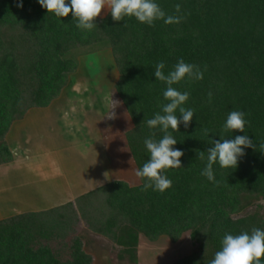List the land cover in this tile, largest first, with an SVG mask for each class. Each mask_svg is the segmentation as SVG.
I'll return each mask as SVG.
<instances>
[{
  "label": "trees",
  "instance_id": "obj_1",
  "mask_svg": "<svg viewBox=\"0 0 264 264\" xmlns=\"http://www.w3.org/2000/svg\"><path fill=\"white\" fill-rule=\"evenodd\" d=\"M155 2L166 16L181 21L157 20L149 26L125 17L115 22L109 12L87 31L76 26L71 13L57 17L38 0H0V165L13 159L6 140L12 124L31 108L57 99L81 55L112 50L120 71L115 89L134 124L126 139L137 169L150 158L145 139L159 141L164 135L159 126L146 123L163 114L168 103L163 97L167 85L154 75L156 65L164 62L167 75L183 59L203 73V79L185 77L172 85L189 93L182 106L194 116L187 128L181 123L179 131L169 129L177 140L174 149L184 153L181 168L165 170L170 188L145 190L144 179L115 178L65 205L1 220L0 264H94L74 234L80 219L121 247L136 245L139 233L175 240L190 231L199 250L175 264H209L225 234L264 230V207L245 204L251 196L264 198V0ZM233 110L245 113L244 132L224 130ZM236 135H248L255 149L245 148L236 168L214 163V181H209L201 173L212 140ZM63 247L67 258L60 254Z\"/></svg>",
  "mask_w": 264,
  "mask_h": 264
},
{
  "label": "clouds",
  "instance_id": "obj_2",
  "mask_svg": "<svg viewBox=\"0 0 264 264\" xmlns=\"http://www.w3.org/2000/svg\"><path fill=\"white\" fill-rule=\"evenodd\" d=\"M38 2L47 9L48 13H54L57 17H67L71 13L73 20L77 21L76 26L87 31L97 26L95 21L105 8L115 22H121L125 17H134L139 22L152 26L157 20L173 24L179 23L182 19L178 16H166L155 0H70V3L68 0H38ZM17 6L23 7V4L18 3ZM180 7L179 4L175 6L177 12L180 11ZM164 68V62H159L155 67L154 75L156 80L166 83L167 88L163 92V97L168 103L162 105L163 114L157 113L154 118L146 121L149 128L159 126L164 135L159 141L152 138L145 139L144 144L150 153V158L142 168L135 171L138 178L146 181L145 190L152 187L160 192L172 186V181L164 174L165 170L181 168L180 158L184 155L181 150L174 149L177 140L169 129L179 131L181 123L187 128L194 116V110L182 106L189 99V93L178 91L172 85L179 83L185 77L203 79V73L197 66L185 63L183 59L179 60L167 75L163 72ZM208 97L211 102V92L208 93ZM109 99L113 105L120 103L112 99V94ZM177 110L182 119L178 118ZM245 123V113L233 110L228 114L224 130L244 132ZM212 145L207 149V164L201 173L209 181H214V163L218 162L222 168H236L239 158L245 155L244 149H255L253 140L248 135H236L232 139L221 137L220 140H212ZM199 158H204L203 151L199 152ZM262 259H264V230L253 228L250 234L248 232L238 235L225 234L221 250L215 253L214 259L209 264H261Z\"/></svg>",
  "mask_w": 264,
  "mask_h": 264
},
{
  "label": "crops",
  "instance_id": "obj_3",
  "mask_svg": "<svg viewBox=\"0 0 264 264\" xmlns=\"http://www.w3.org/2000/svg\"><path fill=\"white\" fill-rule=\"evenodd\" d=\"M72 94L73 91H63L49 106L31 108L23 119L12 124L7 134L13 159L0 166L8 168V204L49 205L35 210L27 208L17 213L65 205L110 183L114 178L107 148L109 138L101 128L104 114L97 111L101 113L100 117L94 113L96 109L77 105L78 102L73 99L76 95ZM46 122L51 128L39 129ZM27 123L39 126L29 130ZM36 143L44 145L40 152L33 148ZM46 143L49 147H46ZM78 149L85 164L80 165L79 170H67L64 160L72 159L70 155L77 153Z\"/></svg>",
  "mask_w": 264,
  "mask_h": 264
},
{
  "label": "rangeland",
  "instance_id": "obj_4",
  "mask_svg": "<svg viewBox=\"0 0 264 264\" xmlns=\"http://www.w3.org/2000/svg\"><path fill=\"white\" fill-rule=\"evenodd\" d=\"M108 14L109 11L105 8L99 17L102 18ZM119 77L120 71L115 63L112 50L106 48L93 54L81 55L77 70L71 74L69 82L62 92L66 90L73 91L72 95H76L73 99L78 102L77 105L91 107L96 109L94 113L100 111L104 114L101 128L104 129L106 138H109L107 148L115 173L113 179L125 178L130 182H134L138 178L135 175L137 168L127 146L126 139L127 132L133 128L134 124L125 104L115 89ZM111 94L112 99L120 103L116 105L111 104L109 99ZM90 112L93 113V111ZM100 112L98 114L101 117ZM94 116L96 115L94 114ZM27 124L29 130H33L35 126H39L36 123ZM48 124L47 122L44 123L39 129L45 130L51 128ZM52 128L54 127L52 126ZM34 147L37 152H40L39 150H42L44 145L36 143ZM46 147H49L48 143H46ZM78 151L79 149L77 153L74 152L75 154L72 152L70 155L72 159L64 160L67 170L76 171L81 169L80 165H83L85 159L82 153H78ZM34 164L35 166L37 165V163ZM71 164L72 166H70ZM7 180L8 168L5 165L0 166V221L18 215L20 213L17 212L27 210V208L35 210L36 208L41 209L49 206L8 204ZM245 204L248 205V208H255L257 205H261L262 208L258 209L262 210L264 198L261 196H251L245 200ZM75 225L74 234L83 240L84 249L93 257L94 264H175L179 260L194 255L199 250V246L191 237L190 231L183 232L175 240L168 235L150 238L143 233H139L136 245L121 247L112 238L92 232L83 219L77 221ZM59 250L62 258L68 257L67 248L63 247ZM208 251L211 256L212 250L209 249Z\"/></svg>",
  "mask_w": 264,
  "mask_h": 264
}]
</instances>
